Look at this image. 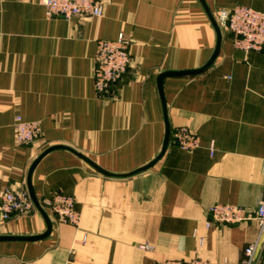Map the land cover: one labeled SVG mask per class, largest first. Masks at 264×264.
I'll return each mask as SVG.
<instances>
[{"label": "crops", "instance_id": "1", "mask_svg": "<svg viewBox=\"0 0 264 264\" xmlns=\"http://www.w3.org/2000/svg\"><path fill=\"white\" fill-rule=\"evenodd\" d=\"M235 5L264 12V0H105L101 16L65 19L37 0H0V196L61 191L79 212L77 225L41 206L0 213V264L243 257L264 200V47H236L217 23ZM119 33L130 64L100 94L96 44ZM17 116L38 121L40 137L19 144ZM180 125L197 147L173 141ZM214 203L250 216L217 223ZM257 255L264 264V244Z\"/></svg>", "mask_w": 264, "mask_h": 264}, {"label": "built area", "instance_id": "2", "mask_svg": "<svg viewBox=\"0 0 264 264\" xmlns=\"http://www.w3.org/2000/svg\"><path fill=\"white\" fill-rule=\"evenodd\" d=\"M44 6L48 17L59 16L65 19L90 18L103 15L105 0H37ZM224 29L233 37L236 47L260 49L264 47V12L248 6L235 5L221 9L217 18ZM130 41L123 33L111 39H99L93 57L92 77L98 93H106L111 85L120 81L130 64ZM15 138L19 144L33 142L41 135L38 121H27L16 117L14 123ZM173 141L185 150H191L198 145V135L184 125L172 130ZM50 209L59 222L77 225L79 212L75 209V199L72 195L61 191L51 196L34 200L27 187L13 188L6 186L0 196V213L3 220L30 215L37 208ZM213 221L217 223H234L247 219L248 211L239 205L230 203H214L208 208ZM253 217L258 223L256 239L245 246L243 257L235 262H216L210 259L195 257L187 260L164 259L155 264H257V250L264 244V200H261ZM146 248V244L140 245Z\"/></svg>", "mask_w": 264, "mask_h": 264}, {"label": "water", "instance_id": "3", "mask_svg": "<svg viewBox=\"0 0 264 264\" xmlns=\"http://www.w3.org/2000/svg\"><path fill=\"white\" fill-rule=\"evenodd\" d=\"M29 192H30V194H31L32 198H33L34 200H36V198L33 196V194L31 193V191H30V190H29Z\"/></svg>", "mask_w": 264, "mask_h": 264}]
</instances>
